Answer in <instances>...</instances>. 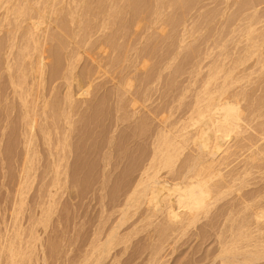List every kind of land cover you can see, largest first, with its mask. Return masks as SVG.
I'll list each match as a JSON object with an SVG mask.
<instances>
[{
  "label": "rangeland",
  "instance_id": "374dc122",
  "mask_svg": "<svg viewBox=\"0 0 264 264\" xmlns=\"http://www.w3.org/2000/svg\"><path fill=\"white\" fill-rule=\"evenodd\" d=\"M49 1L0 0V247L5 250L12 241L20 248L16 264H79L92 253L95 242L118 215L128 179L136 175L144 157L151 152L163 110L164 115L168 113V121H176L200 86L211 61L225 56L222 61L227 63L236 57L233 51L246 42L244 34L251 14L257 22L255 26L264 31V0H165L160 16L159 9L155 11L159 1L155 0H100L99 4L84 0L79 11L81 21L74 23L69 22L68 10L78 8L79 1L51 0L55 5L47 13L49 16L45 14V24L37 35L46 64L44 82L39 85L36 80L28 96L29 101L32 95L39 96L38 103L42 97L49 100L45 122L38 108L36 119L49 126L50 148L63 135L64 118L58 115L57 104L65 91L66 82L60 75L67 60L77 58L74 73L80 77L88 73L93 82L88 95L75 99L69 145L64 150L68 172L67 176L59 175L60 186L56 192L52 190L50 199L52 188L48 190V186L53 166L39 125L26 155L32 158L33 169L26 186H20L28 134L11 84L24 81L19 66L25 70V83L21 86L26 88L33 80L30 65H35L39 52L32 48L26 28L29 17L35 20L38 9L48 6ZM12 4L23 5V16L13 18L16 15L8 13L4 19L6 7ZM103 19L105 29L96 31ZM87 24L93 27H86ZM21 52L31 57L26 56L24 61L20 59ZM251 63L252 60L246 62L247 71L264 86V70L249 67ZM82 81L85 88L87 83ZM72 83L79 93L76 83ZM126 226L120 234L128 229ZM140 227L135 233L132 231L125 253L121 254L124 245L118 244L103 264H144L151 250L147 236L152 230ZM203 227L192 229L190 237L184 236L172 244L174 250L166 243L160 252L164 264H196L197 257L212 255L217 247L214 229L207 231L209 238L194 236ZM2 249L0 264H12L5 253L7 249Z\"/></svg>",
  "mask_w": 264,
  "mask_h": 264
},
{
  "label": "bare ground",
  "instance_id": "6f19581e",
  "mask_svg": "<svg viewBox=\"0 0 264 264\" xmlns=\"http://www.w3.org/2000/svg\"><path fill=\"white\" fill-rule=\"evenodd\" d=\"M4 1L8 0H2V2ZM77 1H79L78 8L69 7L68 10L71 23L81 21V12L79 13V11H82L81 6L84 0ZM155 1H159V8L156 5L155 11L159 9L160 16L165 0ZM54 2L50 0L48 6L45 5L42 9H38L35 20L34 17H29L30 25L26 28L29 34L28 40L31 45L33 43L32 48L39 52V55L36 52L37 59L34 58L35 65H30L34 73L33 80L31 79L30 85L26 88L22 87L25 83L23 66H19V70L20 77L22 76L24 81H12L13 77L11 76L13 91L19 98L22 120L28 134L25 156L31 150L30 143L34 139L37 125H39L44 143L48 148L50 164L53 166L51 169V173L53 172L52 182L48 186V190L52 188L49 190V198L51 193L56 192L60 186L59 175L67 176L68 160L64 150L69 145L67 139L72 126L75 99L81 95H88L93 82V78L87 75L88 73L85 74L87 76L84 75L85 77L74 73V61L77 58L74 57V61L71 58L67 60L66 67L60 75L66 82V84L64 83L65 91L57 104V113L64 118L63 135L57 144L50 148L49 126L45 123H38V117H36V108H38L40 115L43 116L42 122H45L47 119L45 114L50 110L48 108L49 100L40 97V103H38L39 96L36 98L32 95L31 101L28 100V96L33 90L32 87L36 80L39 85H43L42 82H44L46 64L42 50L38 48L43 45H40L37 35L41 31V26L45 24V14L51 12L55 5H53ZM99 3L100 0H96V4ZM24 11L23 5L12 4L6 7L4 19L8 13L15 14L16 16L13 18H16L21 16ZM106 11L110 10L106 9ZM253 15H250L251 21L244 34L245 44L233 51L236 57L230 59V62L224 63L225 56L222 53L220 55L224 56V62L220 56L219 59H214L210 65L208 64L207 73L198 89L195 88L197 91L191 100L186 101L188 103L183 113L178 116L179 118L170 122L168 113L164 115L163 110V114L159 116V128L152 142L151 152L144 157L143 163L137 168L136 175L128 179L125 186L126 194L123 196V201L119 203L120 208L116 219L112 221L110 227L108 226L109 229H105L107 232L103 237L95 242L92 248L93 252L85 255L79 264H87L92 257L91 263L88 264H103L114 248L121 243L124 245L121 254L125 253L131 239L130 236L138 230L139 226L144 227L143 229L151 227L152 230V233L147 236L150 239H148L150 241L148 245L151 250L145 257L144 264H164V259L162 260V255H160L164 245L168 243L173 247L172 244H176L184 236L190 237V231L201 226H204L203 229L194 233V236L202 239L209 238L211 235L210 233L206 234L207 231L214 229L212 234L217 247L212 255L199 256L194 263L198 264L199 261H202V264L264 263V184H262L264 182V86L255 81V75L251 76L253 74L251 71H247L248 67L245 66L246 62L252 60L249 67L258 66L257 70H264V31L261 27L255 26L257 22ZM107 16L110 15L107 14ZM86 27L93 26L87 24ZM105 27L106 22L103 19L96 31L104 30ZM79 29L82 30L81 27ZM73 34L75 35V33ZM41 35L42 33L40 38ZM89 37L88 35L85 42L88 43ZM107 38L110 39L111 36L108 35ZM24 41L27 42L26 39ZM184 41L185 39L181 40L179 46ZM27 45L23 44L24 47ZM23 51L25 50L23 49ZM25 54L21 52L20 59H25L26 56L31 57L30 54ZM23 60L20 61V65ZM7 67L9 69V64ZM58 75L54 77L57 78ZM83 79L87 83L85 88H83L84 84H81ZM195 80L194 83L197 82ZM73 81L78 86L79 93L74 90ZM257 91L260 93L258 94ZM58 146H60V150L57 149ZM31 163L32 158L26 156L21 169L20 186L22 187L31 175L30 171L33 169ZM229 195L232 196L227 199ZM225 199L227 200L224 201ZM220 201L225 203L217 206ZM214 208L216 213L213 214ZM203 219H209V221H203ZM125 225H128L126 226L128 229L120 234V229ZM15 230L13 229L14 232H16ZM36 237L38 238V234ZM34 239L35 237L32 240ZM18 240L16 241L18 242ZM5 244L3 246H6ZM19 244L24 245L20 242ZM7 245L6 252L2 247L0 248L8 253L11 263L16 264L15 256H19L20 248L17 249L12 241ZM23 251L25 250L23 249Z\"/></svg>",
  "mask_w": 264,
  "mask_h": 264
}]
</instances>
